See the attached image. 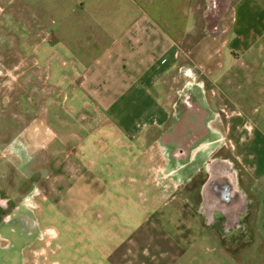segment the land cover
<instances>
[{
	"label": "crops",
	"instance_id": "1",
	"mask_svg": "<svg viewBox=\"0 0 264 264\" xmlns=\"http://www.w3.org/2000/svg\"><path fill=\"white\" fill-rule=\"evenodd\" d=\"M200 1L22 0L51 119L71 128L12 143L10 188L126 178L187 242L108 264H264V0H236L218 31H200Z\"/></svg>",
	"mask_w": 264,
	"mask_h": 264
},
{
	"label": "rangeland",
	"instance_id": "2",
	"mask_svg": "<svg viewBox=\"0 0 264 264\" xmlns=\"http://www.w3.org/2000/svg\"><path fill=\"white\" fill-rule=\"evenodd\" d=\"M235 1H200V31L206 24L218 28L223 17L228 22ZM25 17L22 0H0V264L39 260L49 264H108L120 246L145 249L139 252L140 257H149L147 251L159 257L158 248L187 244L183 236L172 234V222L161 218L170 213L169 209L156 208L151 199L140 195V186H130L126 178L107 190L92 183L87 191L84 186L90 176L86 173L78 183L66 176L68 182L50 194L44 188L31 190V194L30 190L10 188L4 163L12 143L26 141V134L40 130L43 123L54 132L71 128L56 125L51 119L55 114L45 103L50 93L44 72L31 58L42 60L28 41ZM35 31L32 44L36 45L39 38ZM52 146H59L58 140ZM39 193L49 197L42 201L40 213L36 201ZM94 198L95 207H89ZM88 207L91 210L87 213Z\"/></svg>",
	"mask_w": 264,
	"mask_h": 264
},
{
	"label": "flooded vegetation",
	"instance_id": "3",
	"mask_svg": "<svg viewBox=\"0 0 264 264\" xmlns=\"http://www.w3.org/2000/svg\"><path fill=\"white\" fill-rule=\"evenodd\" d=\"M7 205H8L7 208L10 207L11 206L10 202Z\"/></svg>",
	"mask_w": 264,
	"mask_h": 264
}]
</instances>
